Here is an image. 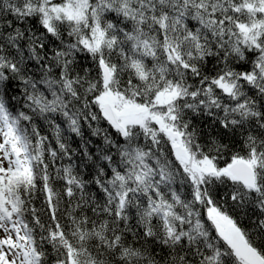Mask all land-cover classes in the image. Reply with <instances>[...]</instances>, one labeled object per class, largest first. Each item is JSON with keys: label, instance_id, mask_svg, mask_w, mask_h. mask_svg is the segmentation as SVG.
I'll return each instance as SVG.
<instances>
[{"label": "snow or ice", "instance_id": "snow-or-ice-1", "mask_svg": "<svg viewBox=\"0 0 264 264\" xmlns=\"http://www.w3.org/2000/svg\"><path fill=\"white\" fill-rule=\"evenodd\" d=\"M0 264H264V0H0Z\"/></svg>", "mask_w": 264, "mask_h": 264}]
</instances>
